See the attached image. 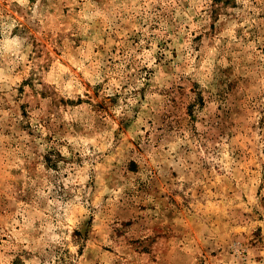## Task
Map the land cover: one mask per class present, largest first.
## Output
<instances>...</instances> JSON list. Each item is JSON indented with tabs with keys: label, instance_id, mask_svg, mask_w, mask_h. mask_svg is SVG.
Instances as JSON below:
<instances>
[{
	"label": "clouds",
	"instance_id": "9594fccd",
	"mask_svg": "<svg viewBox=\"0 0 264 264\" xmlns=\"http://www.w3.org/2000/svg\"><path fill=\"white\" fill-rule=\"evenodd\" d=\"M0 264H264V0H0Z\"/></svg>",
	"mask_w": 264,
	"mask_h": 264
}]
</instances>
